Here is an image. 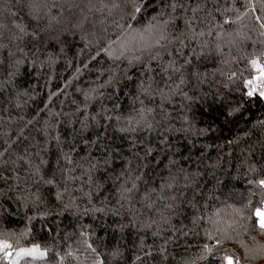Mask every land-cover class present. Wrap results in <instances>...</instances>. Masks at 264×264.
Instances as JSON below:
<instances>
[{
  "label": "trees",
  "instance_id": "trees-1",
  "mask_svg": "<svg viewBox=\"0 0 264 264\" xmlns=\"http://www.w3.org/2000/svg\"><path fill=\"white\" fill-rule=\"evenodd\" d=\"M168 2L136 0L133 16L125 0H50L36 20L28 0H0V240L48 253L10 261L264 264L250 216L264 203V96L245 87L264 60V0ZM161 12L173 38L193 15L204 35L147 59L134 37ZM148 78L163 95L141 93ZM142 106L153 127L120 131Z\"/></svg>",
  "mask_w": 264,
  "mask_h": 264
},
{
  "label": "snow or ice",
  "instance_id": "snow-or-ice-1",
  "mask_svg": "<svg viewBox=\"0 0 264 264\" xmlns=\"http://www.w3.org/2000/svg\"><path fill=\"white\" fill-rule=\"evenodd\" d=\"M50 0H28V8H29V14L36 20L40 18L41 13L48 7ZM215 2L218 4L220 0H215ZM234 3L235 0H232ZM125 3H132L134 5V11L133 16L135 13H138L141 11L140 6H136V0H125ZM103 7H108L107 4H103ZM112 8L119 7L118 4L112 3ZM167 8L171 10V12H175L178 9L179 10H187L186 5L184 3V0H169L167 4ZM200 10V6L198 5L197 8L191 9L193 13H196ZM219 11V9H216ZM224 11H228V9H224ZM211 15V13H209ZM133 16H129V19L133 18ZM176 17L171 16L169 14L168 18H164V13L161 12L158 14L157 17H154L155 23L150 25L149 27L143 29L142 31H137L136 37L134 39H137L138 48L137 51L143 53L148 52L149 55L147 59L155 60L160 57V54L162 51L167 52L170 45H173L175 43H180L183 45V40L188 32H191L192 36H203V31H198L192 27L193 21L198 19L195 15H193L191 18L185 17V26H186V32L180 33L179 35L175 36L174 38L168 33V26L169 23L173 20H175ZM256 20L260 22V26L264 27V17L257 16ZM230 21L227 19L224 20V23L227 24ZM0 27H3L0 25ZM15 27L21 32L24 33L26 31L25 27L22 25H15ZM0 47H3V45H0ZM121 51L118 55L113 56L114 59L119 60L122 56H124L125 52L130 51V49L127 47L125 43H121ZM22 50V49H21ZM99 54V53H98ZM110 56L113 54L111 52L108 53ZM264 55V54H262ZM142 56L136 55L133 56L132 59L129 60V63H132L133 60L139 62L141 61ZM252 67L259 73V75L255 78L256 80L264 79V64H261L259 59H253L251 60ZM171 67V65H170ZM235 75V74H234ZM114 79V77H111L109 79V83H111V80ZM154 80L152 78H148L146 81L142 80L139 84V89L142 94H144L148 98H152L155 94L163 95L162 93H159L158 85L154 91L153 84ZM254 81L252 79H249L245 83V87H248L250 85H253ZM255 91V88L253 87L252 90L247 92V95L251 96L253 95ZM261 96H264V92L260 93ZM93 97L89 94H85V100H91ZM144 102L141 101V105H143ZM154 111V109L142 106L136 110V115L131 117L127 120L128 127H123L120 129L122 132H128V131H135L137 126L145 125L147 128L151 129L153 127V124L149 120V114H151ZM117 120L122 119V117H116ZM4 155V151H0V156ZM70 159V158H69ZM95 167V165H93ZM139 177H137L138 179ZM48 184H52L53 180L49 179L46 181ZM256 185L264 190V178L258 179L255 181ZM168 187H171V184L168 185ZM136 188L135 183L131 185V187H125L122 186L121 191V198H125V195L127 193H131ZM99 211H102V209H98ZM251 218L253 219L254 225H257L259 229L264 233V203H261L260 206L253 207L250 213ZM219 243V241H217ZM88 248L92 249V251H95L94 248H92V245H88ZM12 249V245L8 243L7 241L0 240V251L4 252V255L6 257L11 258L13 254L17 257H31L33 259H43L48 255L46 251L41 250L39 245H34L32 248H21L19 251L13 253L10 251ZM211 247L209 245H204V252H211ZM118 253H114L116 255ZM68 255H71L69 253ZM203 258V253L201 254V257ZM139 259V257H138ZM224 261L226 264H239V260L235 259L233 256H225ZM10 264H18V260H11ZM194 264V262H193Z\"/></svg>",
  "mask_w": 264,
  "mask_h": 264
},
{
  "label": "built area",
  "instance_id": "built-area-1",
  "mask_svg": "<svg viewBox=\"0 0 264 264\" xmlns=\"http://www.w3.org/2000/svg\"><path fill=\"white\" fill-rule=\"evenodd\" d=\"M261 64H264V60L260 62ZM259 75L257 72L251 79L254 81L253 85H250L247 87V92L252 90V88H255V91L253 95H260L261 92H264V79L256 80L255 78ZM248 81V80H247ZM246 81V82H247ZM252 96V95H251Z\"/></svg>",
  "mask_w": 264,
  "mask_h": 264
},
{
  "label": "rangeland",
  "instance_id": "rangeland-1",
  "mask_svg": "<svg viewBox=\"0 0 264 264\" xmlns=\"http://www.w3.org/2000/svg\"><path fill=\"white\" fill-rule=\"evenodd\" d=\"M231 196H232V195H231ZM231 196H230V197H231ZM3 256H4V259H5V260H9V261H10L11 258L6 257L5 255H3ZM14 257H15V256H14ZM13 260H15V259H13ZM260 264H263V262L260 263Z\"/></svg>",
  "mask_w": 264,
  "mask_h": 264
}]
</instances>
